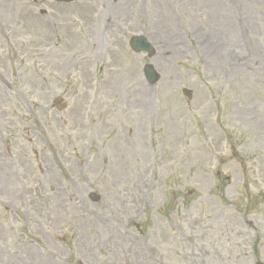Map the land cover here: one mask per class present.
<instances>
[{
	"label": "rangeland",
	"instance_id": "1",
	"mask_svg": "<svg viewBox=\"0 0 264 264\" xmlns=\"http://www.w3.org/2000/svg\"><path fill=\"white\" fill-rule=\"evenodd\" d=\"M255 263L264 0H0V264Z\"/></svg>",
	"mask_w": 264,
	"mask_h": 264
},
{
	"label": "water",
	"instance_id": "2",
	"mask_svg": "<svg viewBox=\"0 0 264 264\" xmlns=\"http://www.w3.org/2000/svg\"><path fill=\"white\" fill-rule=\"evenodd\" d=\"M57 1L70 2L72 0H57ZM131 46L136 52H147L149 53L150 56L154 54V51L152 47L150 46V44H148L147 41L143 38L133 39ZM146 74H147L149 82L152 84L156 83L159 79V76L155 74L152 67H148L146 69ZM185 95L188 97H191L188 91H185Z\"/></svg>",
	"mask_w": 264,
	"mask_h": 264
},
{
	"label": "bare ground",
	"instance_id": "3",
	"mask_svg": "<svg viewBox=\"0 0 264 264\" xmlns=\"http://www.w3.org/2000/svg\"><path fill=\"white\" fill-rule=\"evenodd\" d=\"M103 122L106 123V119H104Z\"/></svg>",
	"mask_w": 264,
	"mask_h": 264
}]
</instances>
